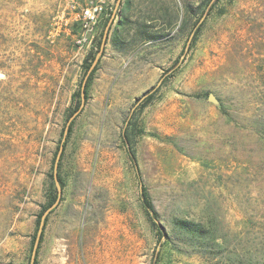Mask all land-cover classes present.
Here are the masks:
<instances>
[{"label":"rangeland","instance_id":"obj_1","mask_svg":"<svg viewBox=\"0 0 264 264\" xmlns=\"http://www.w3.org/2000/svg\"><path fill=\"white\" fill-rule=\"evenodd\" d=\"M117 1L0 0V264H30L85 59L118 25ZM88 5L103 11L86 29ZM123 12L126 45L108 39L65 137L36 264H264V0H131Z\"/></svg>","mask_w":264,"mask_h":264},{"label":"trees","instance_id":"obj_2","mask_svg":"<svg viewBox=\"0 0 264 264\" xmlns=\"http://www.w3.org/2000/svg\"><path fill=\"white\" fill-rule=\"evenodd\" d=\"M123 11H121V17L119 19L118 25L114 26V28L112 29L111 37L109 38V33L111 31V26H110L109 32L107 34L106 43H107V41L109 39L112 48L115 49V50H118L120 48H124V46L126 45V41L120 37L122 35L121 33L125 31L124 28L126 27L127 21H128V18H126V15L123 14L124 13ZM181 22L186 23V18L182 17V21ZM106 23H108V21H106ZM112 23H111V25H112ZM142 27H144V25ZM141 28H139L140 29L139 32L142 35V37L144 39H150V36L146 33V31L141 29ZM102 38H103V34L101 35V39H100V41L97 44V48H96L97 51L95 53L96 55L100 51ZM106 43H105V45H106ZM96 55L93 56L92 53H89L88 56L85 59V64H87V66L85 67V72H84V75H83V78H82V82L80 84V89H79V92L77 93L80 101H79L78 105L76 106V108L74 109V111L70 114V117L72 115H74L76 112L79 111L81 103H82V98L84 100V103L87 100V89H88V86H89V84H90V82L92 80V76H93L96 68L94 67L89 73H88V71L90 70V68H91V66L93 64ZM89 60H91V62H88ZM86 76H87V78H86V81H85V86H84V90H83V97H82V95H81V87H82L83 80H84V78ZM151 99H152V95H148L147 97H145V100L143 102L144 105L148 104ZM72 125H73V122H71V124L69 125L66 138H68V136L71 133ZM129 127L130 126L127 125L123 129V132L121 134L122 142H123V144H124V146L126 148V151H127L128 156H129V159L133 163V168L135 170L137 179H138V181L140 183L139 200H140L141 207L144 210V212L147 215V217L149 218V220L152 221V224L157 227V225H158L157 222H156L157 212H156V210H155V208H154V206H153V204H152V202H151V200L149 198V195H148V193L146 191V188L142 185V179L140 177V173H139V170H138V167H137V164H136V158H135V155H134V153H133V151L131 149V146H130V140H129V136H128ZM63 132H64V129L62 131V136H63ZM60 144H61V140H60L59 145ZM64 147H65V143L63 142V150H64ZM58 149H59V146L57 147V151H58ZM56 154H57V152L54 154L53 163H54ZM61 156H62V154H61ZM59 162H60V160H59ZM59 164L60 163H58V165ZM52 169H53V165H52ZM50 178L54 182L53 175H50ZM57 181H58V183H59V185L61 187V190H63V182H62V179H61L60 175H57ZM53 184H54V194L52 195V198H51L50 202L48 203V205L46 207H43L42 211L40 212V214L38 216L36 233H37V230L39 228L40 220H41V217H42L43 213L56 201L57 189H56V186H55V182ZM46 220L47 219L44 220V224L46 223ZM173 226L174 227H176V226L179 227V229H181L184 233H187L188 235H191V236H194V235H196V234H198L199 232L202 231L201 228L198 225H195L193 223L186 222V221H181V220H177L173 224ZM43 230H44V226H43ZM43 230H42V233H41V236H40V239H39L38 247L40 246V243L42 242ZM159 234H160L161 237L165 236V233L162 231V228H160ZM34 241H35V237H34ZM34 264H36V260L34 261Z\"/></svg>","mask_w":264,"mask_h":264},{"label":"water","instance_id":"obj_3","mask_svg":"<svg viewBox=\"0 0 264 264\" xmlns=\"http://www.w3.org/2000/svg\"><path fill=\"white\" fill-rule=\"evenodd\" d=\"M120 0L117 1V5L119 4ZM113 21V17L110 19L109 23L107 24L105 30H104V33H103V38H102V43H101V47H100V51L98 52V54L96 55L95 57V60L90 68V70L88 71V73L94 68V65L96 64V62L99 60V57L104 49V46H105V43H106V39H107V34L109 32V29H110V26H111V23ZM86 78L87 76L84 78L83 80V83H82V87H81V95L83 97V90H84V86H85V81H86ZM83 105H84V100L82 98V103H81V106H80V109L78 112H76L74 115H72L69 120L67 121V124L64 128V132H63V137H62V140H61V144L59 146V149L57 151V154H56V157H55V160H54V165H53V179H54V182H55V186H56V189H57V198H56V201L43 213L42 217H41V220H40V224H39V228L37 230V233H36V237H35V241H34V244H33V248H32V252H31V257H30V264H34V261H35V258H36V252H37V248H38V245H39V239H40V236H41V233H42V230H43V226H44V220L46 219V216L54 209L58 206L59 202H60V198H61V187L57 181V168H58V163H59V160H60V157H61V154H62V151H63V142L65 140V137L67 135V132H68V128H69V125L71 124L72 120L75 118V116L81 111V109L83 108Z\"/></svg>","mask_w":264,"mask_h":264},{"label":"built area","instance_id":"obj_4","mask_svg":"<svg viewBox=\"0 0 264 264\" xmlns=\"http://www.w3.org/2000/svg\"><path fill=\"white\" fill-rule=\"evenodd\" d=\"M102 11L103 8L101 5H88L83 8L81 12L82 26L86 29L94 26Z\"/></svg>","mask_w":264,"mask_h":264},{"label":"crops","instance_id":"obj_5","mask_svg":"<svg viewBox=\"0 0 264 264\" xmlns=\"http://www.w3.org/2000/svg\"><path fill=\"white\" fill-rule=\"evenodd\" d=\"M131 4V0H121L119 5L120 10H125Z\"/></svg>","mask_w":264,"mask_h":264}]
</instances>
